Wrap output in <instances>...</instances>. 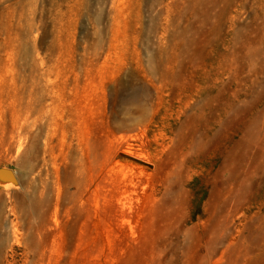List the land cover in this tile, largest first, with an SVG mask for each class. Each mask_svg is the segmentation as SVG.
<instances>
[{
  "label": "rangeland",
  "instance_id": "374dc122",
  "mask_svg": "<svg viewBox=\"0 0 264 264\" xmlns=\"http://www.w3.org/2000/svg\"><path fill=\"white\" fill-rule=\"evenodd\" d=\"M0 264H264V0H0Z\"/></svg>",
  "mask_w": 264,
  "mask_h": 264
},
{
  "label": "bare ground",
  "instance_id": "6f19581e",
  "mask_svg": "<svg viewBox=\"0 0 264 264\" xmlns=\"http://www.w3.org/2000/svg\"><path fill=\"white\" fill-rule=\"evenodd\" d=\"M21 138H22V137H21ZM21 138H20V140H21ZM17 142H18V141H17ZM20 142H21V141H20ZM120 143H121V142H120ZM18 144H19V149H20V147L22 148L23 143H22V142H21V143L18 142ZM120 145H123V144H120ZM16 147H17V146H16ZM12 149H13V148H12ZM17 153H18V152H17ZM120 176H121V175H120ZM124 180H125V182H126V181H128L129 179L125 178ZM124 180H123V181H124ZM130 180H131V182H132V185H134L133 183H134L135 181H134L133 179H130ZM123 181H122V182H123ZM117 182H119V181H117ZM129 182H130V181H129ZM126 183H127V182H126ZM117 184L120 185V183H117ZM121 184H122V183H121ZM135 184H136V183H135ZM124 185H125V183H124ZM127 185H128V183H127ZM127 185H126V186H127ZM137 185H138V184H137ZM126 186H123V187H126ZM121 187H122V186H121ZM127 187L129 188L130 186H127ZM127 187H126V188H127ZM132 188H133V187H132ZM124 189H125V188H124Z\"/></svg>",
  "mask_w": 264,
  "mask_h": 264
}]
</instances>
